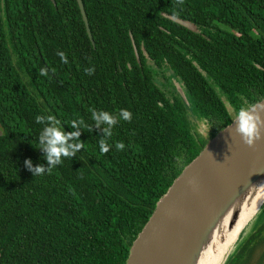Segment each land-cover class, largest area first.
<instances>
[{
    "label": "trees",
    "instance_id": "16d2710c",
    "mask_svg": "<svg viewBox=\"0 0 264 264\" xmlns=\"http://www.w3.org/2000/svg\"><path fill=\"white\" fill-rule=\"evenodd\" d=\"M81 3L94 47L76 0H0V264H125L181 171L234 110L264 99V0ZM164 69L185 102L155 84L154 71ZM121 109L132 120L113 127L102 154L92 110ZM189 112L207 126L205 137ZM50 115L65 133L83 121L84 147L33 176L25 160L47 167L36 117ZM241 243L225 264H244Z\"/></svg>",
    "mask_w": 264,
    "mask_h": 264
},
{
    "label": "water",
    "instance_id": "95a60500",
    "mask_svg": "<svg viewBox=\"0 0 264 264\" xmlns=\"http://www.w3.org/2000/svg\"><path fill=\"white\" fill-rule=\"evenodd\" d=\"M76 2L94 47L83 5L81 0ZM164 17L198 33L189 22ZM132 47L138 60L133 42ZM177 92L185 102L182 90ZM258 103H264V99ZM261 117L264 119V113ZM234 119L207 142L158 200L131 244L125 264H201L264 191V129L262 138L248 147L236 134ZM243 233L223 264L235 251Z\"/></svg>",
    "mask_w": 264,
    "mask_h": 264
},
{
    "label": "clouds",
    "instance_id": "9594fccd",
    "mask_svg": "<svg viewBox=\"0 0 264 264\" xmlns=\"http://www.w3.org/2000/svg\"><path fill=\"white\" fill-rule=\"evenodd\" d=\"M178 3L182 4L183 0H178ZM175 18V17H174ZM57 55L61 58L63 63H68L66 54L64 52H58ZM86 74L92 75L94 69H85ZM41 76L47 75V69L41 68ZM235 111V132L240 136L242 142L248 147H252L256 141L262 138V129H264V119L261 117V113H264V103L251 104L247 107H240ZM92 120L94 121V127L101 129L103 138L99 141V148L102 154L109 152L112 145L107 143V138L112 135V129L117 125L120 120L131 122L132 113L129 110L121 109L118 115H113L106 111L92 110ZM36 122L38 124H44V128L41 131L38 142L40 144V151L45 155L43 159L47 163V167L44 165H37L33 167L30 160H25L24 165L32 173L33 176L42 175L45 172L50 173L51 170L62 163V158H74L76 154L83 149L84 143L79 141L81 134L80 126L83 121L73 120L71 128L76 131L65 133L61 128V122L54 116H37ZM69 141H73L69 143ZM114 147L118 151L124 150V143L117 142Z\"/></svg>",
    "mask_w": 264,
    "mask_h": 264
},
{
    "label": "bare ground",
    "instance_id": "6f19581e",
    "mask_svg": "<svg viewBox=\"0 0 264 264\" xmlns=\"http://www.w3.org/2000/svg\"><path fill=\"white\" fill-rule=\"evenodd\" d=\"M263 204H264V191L258 196L256 201L251 205V207L246 212L243 213L241 220L238 223V225L236 226V228L226 237V239L222 243L218 244L213 249V251H209L207 253V255L205 256V259L203 260V262L201 264H223L224 259L226 258L228 253L232 250L234 244L236 243V241L239 238V235L243 231L246 230L249 223L258 214V212L260 211ZM242 238H244V237H242Z\"/></svg>",
    "mask_w": 264,
    "mask_h": 264
},
{
    "label": "rangeland",
    "instance_id": "374dc122",
    "mask_svg": "<svg viewBox=\"0 0 264 264\" xmlns=\"http://www.w3.org/2000/svg\"><path fill=\"white\" fill-rule=\"evenodd\" d=\"M153 79H154L155 84L159 88H161L162 90H164L167 93V95H169L168 93H170V95H171V92H173V89H175L176 91H178L179 89L180 90L182 89L180 83L177 82V80H175V78H173L171 71L168 70V69L155 70L154 71V77H153ZM170 95H169V97H170ZM187 104H188V102H187ZM187 106H188V108L191 109V107L189 106V104ZM227 109H228V111L231 114L232 111L228 107V105H227ZM189 116L191 118L190 120H191L192 124L194 125V128H195L196 132L199 133L200 135H202L203 137H205L207 135V131H208L207 130V126L203 122L196 121L191 116L190 112H189ZM263 220H264V207L261 209L260 213L253 218V221L249 223L250 226L248 228H246V230L244 231V233L242 235V237H244V238H241V241L244 242L245 239H246V237L249 236V234L251 232V229L257 228L263 222Z\"/></svg>",
    "mask_w": 264,
    "mask_h": 264
},
{
    "label": "flooded vegetation",
    "instance_id": "af4514ba",
    "mask_svg": "<svg viewBox=\"0 0 264 264\" xmlns=\"http://www.w3.org/2000/svg\"><path fill=\"white\" fill-rule=\"evenodd\" d=\"M263 225L264 220L257 228L251 229L253 232L251 231L248 238L246 237L244 241L245 244H247V248L244 255V264H264V227H262ZM241 242L242 241H240L239 243Z\"/></svg>",
    "mask_w": 264,
    "mask_h": 264
}]
</instances>
